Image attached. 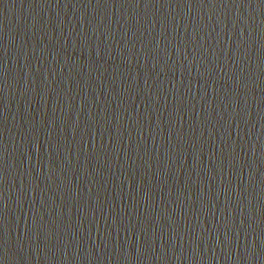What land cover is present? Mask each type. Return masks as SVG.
<instances>
[{
    "label": "water",
    "instance_id": "95a60500",
    "mask_svg": "<svg viewBox=\"0 0 264 264\" xmlns=\"http://www.w3.org/2000/svg\"><path fill=\"white\" fill-rule=\"evenodd\" d=\"M0 264H264V0H0Z\"/></svg>",
    "mask_w": 264,
    "mask_h": 264
}]
</instances>
